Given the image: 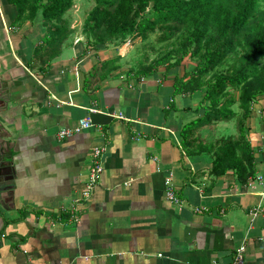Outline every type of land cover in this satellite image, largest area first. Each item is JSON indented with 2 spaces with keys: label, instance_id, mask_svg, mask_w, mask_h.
Here are the masks:
<instances>
[{
  "label": "crops",
  "instance_id": "0c3cea01",
  "mask_svg": "<svg viewBox=\"0 0 264 264\" xmlns=\"http://www.w3.org/2000/svg\"><path fill=\"white\" fill-rule=\"evenodd\" d=\"M16 17L0 0V264H229L240 246L250 264H264L259 186L215 175L209 156L184 150L181 130L205 92L174 94L184 64L129 73L84 38L46 58L42 18L15 27ZM87 116L91 128L58 137ZM248 126L263 172L264 99ZM170 175L182 203L166 198Z\"/></svg>",
  "mask_w": 264,
  "mask_h": 264
},
{
  "label": "trees",
  "instance_id": "16d2710c",
  "mask_svg": "<svg viewBox=\"0 0 264 264\" xmlns=\"http://www.w3.org/2000/svg\"><path fill=\"white\" fill-rule=\"evenodd\" d=\"M8 1L17 9V17L13 22L15 27L26 21L35 20L40 16L39 11H42V22L48 31L43 38L45 57L58 55L64 47L65 36L51 23L62 17L71 7L72 0ZM108 2L115 5L116 9L112 10L106 6ZM258 4L259 0H105L92 11L87 25L88 28L97 30L106 24L111 35L126 39L135 32L143 33L154 29L158 24L172 23L175 26L187 24L189 34L182 50L184 55L192 53V56L199 52V45L206 35V30L211 24L215 25L218 32L215 50L207 48L199 64L175 80V95L193 94L205 89L201 106L203 113H199L196 118L186 123L181 130L182 145L188 144V139L195 129L213 122L230 121L242 111L239 139L235 141L236 138L232 136L222 139L214 154L212 173L220 176L233 171L245 184L259 173L254 149L248 138L250 128L247 120L252 115L254 104L264 99V76L261 75L259 66L260 59L264 58V19L256 26L254 32L243 38L246 47V52L240 56L244 58L243 65L234 75L218 73L214 68L219 61L237 52L238 45L235 40L246 29L251 18L255 17L257 20L260 17ZM149 6L153 8V17L146 16ZM86 40L89 49L96 51L104 48L102 38L94 42H90L88 38ZM48 51L50 53H47ZM182 57L176 58L175 55L168 54L156 60L151 71L141 74L146 76L163 66L168 69L179 67L183 63ZM109 63L104 62L101 68L108 66ZM234 90L240 91L238 100L233 99ZM235 101L238 102V112L233 108Z\"/></svg>",
  "mask_w": 264,
  "mask_h": 264
},
{
  "label": "rangeland",
  "instance_id": "374dc122",
  "mask_svg": "<svg viewBox=\"0 0 264 264\" xmlns=\"http://www.w3.org/2000/svg\"><path fill=\"white\" fill-rule=\"evenodd\" d=\"M35 1L36 0H32V2ZM103 1L105 0H72L71 7L62 15V17L51 23L58 27L64 34V47L66 45L68 46L73 41L77 42L83 38L86 43V38H88L90 42L102 38L101 42L104 43L103 49L111 50V56L117 54L116 57H114L117 64L116 66H119L126 71L128 70L129 73L133 72L140 75L146 71H151L154 68L153 66L155 65L156 60L165 57L168 54L175 55L176 58L183 56L182 64L186 66L188 71H191L202 60L207 48L213 50L216 48L215 40L218 32L213 24H211L206 30V35L203 38L201 45H199V52L194 56H192V53L184 55V50H182L189 34L187 24L178 26H175L172 23L165 25L158 24L154 29L147 30L143 33L135 32L126 39L115 38V35L113 36L107 31L109 30V26L106 24L101 29L92 30L87 27L90 22V14L97 6L103 4ZM106 6H109L112 10L116 9L115 5H111V2L106 3ZM257 9L260 11V17H258L257 20L255 17L251 18L246 29L243 30L235 40L236 45H238L237 52L229 55L225 60L223 59L222 61H219L215 66L214 71L230 76L234 75L237 72V69L243 65L244 58H240V56L244 55L246 52L243 38L248 37L250 33L254 32L256 26H258L261 23L260 21L264 19V0H259ZM152 12L153 8L149 6L146 16L153 17ZM41 13L42 11L40 10V18H42ZM170 28H172V30ZM56 49L58 50V48ZM47 53H50V51ZM182 64L180 66H182ZM259 66L261 68V75L264 76V58L260 59ZM234 93L235 96L233 99L238 100L240 91L234 90ZM235 103L236 104L233 105V108L238 112V102L235 101ZM255 105L256 103L254 104V107ZM201 106L202 102L193 111L196 113H203ZM242 116L243 112L240 111L238 112V115L236 114V116L230 121L213 122L195 129L188 139V144L183 146L184 150L187 153L198 156L199 158H201V156H209L211 163L213 164L214 154L222 143V139L231 136L234 137V139L236 138L235 141L239 139V123L240 119L243 118ZM248 122L249 119L247 120V124ZM241 154L244 155V153Z\"/></svg>",
  "mask_w": 264,
  "mask_h": 264
},
{
  "label": "built area",
  "instance_id": "2783aa9c",
  "mask_svg": "<svg viewBox=\"0 0 264 264\" xmlns=\"http://www.w3.org/2000/svg\"><path fill=\"white\" fill-rule=\"evenodd\" d=\"M95 111V109L93 110ZM124 117V116H120ZM93 121L90 116L84 117L79 119L77 124L73 127L63 128L59 131L58 137L60 139H66L75 134L82 132L85 129H89L93 126ZM105 152V147L102 148H95L93 150V164L89 170L88 179L86 181L85 189L83 192V199L84 201H89L95 191L96 186L99 183L100 176L103 171V155ZM255 185H258L260 188V195L264 198V171L257 173L255 178H251L249 183L246 184L248 188H254ZM166 187V198L174 203H182V199L178 197L176 190L173 187V180L172 176H168L165 181ZM200 212V209H197ZM72 219L74 222H80L81 216L73 215ZM214 264H217L216 262ZM229 264H250L246 258V249L245 246H240L236 249L235 255L233 260Z\"/></svg>",
  "mask_w": 264,
  "mask_h": 264
},
{
  "label": "bare ground",
  "instance_id": "6f19581e",
  "mask_svg": "<svg viewBox=\"0 0 264 264\" xmlns=\"http://www.w3.org/2000/svg\"><path fill=\"white\" fill-rule=\"evenodd\" d=\"M41 60V59H40ZM213 143V142H212ZM190 150V149H189Z\"/></svg>",
  "mask_w": 264,
  "mask_h": 264
}]
</instances>
